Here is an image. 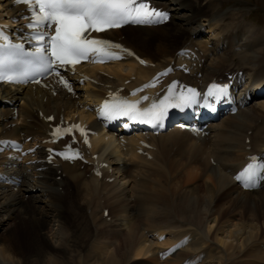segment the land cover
Segmentation results:
<instances>
[{
	"label": "bare ground",
	"instance_id": "6f19581e",
	"mask_svg": "<svg viewBox=\"0 0 264 264\" xmlns=\"http://www.w3.org/2000/svg\"><path fill=\"white\" fill-rule=\"evenodd\" d=\"M223 1L154 0L173 13L174 25L172 31L160 27L154 47L146 43L156 28L107 32L149 66L132 59L82 66L66 74L71 91L56 79L43 86H0V140L32 137L27 146L39 145L38 156L19 164L22 184H0V264H264V187L245 191L233 180L250 154L264 160V97L256 96L264 90V34L240 18L226 23L232 15L242 19L245 9L223 11ZM23 8L15 0H0V22L16 31L23 25ZM182 48L191 50L186 62L192 73L179 72L184 81L207 84L233 75L234 84L244 85L241 91L253 97L250 105L212 123L208 135H134L123 142L101 132L88 108L119 86L131 88L150 78ZM70 120L97 131L89 163L51 165L43 142L52 125ZM143 140L152 147L143 146ZM5 160L0 154V169ZM94 164L102 166V178L92 174ZM182 190L187 193L176 200ZM16 229L29 258L15 250ZM34 236L48 246L40 260L30 258L36 254Z\"/></svg>",
	"mask_w": 264,
	"mask_h": 264
},
{
	"label": "snow or ice",
	"instance_id": "6c2138e0",
	"mask_svg": "<svg viewBox=\"0 0 264 264\" xmlns=\"http://www.w3.org/2000/svg\"><path fill=\"white\" fill-rule=\"evenodd\" d=\"M16 3H23L30 13L25 17L30 23L27 27L33 30L30 37L34 40L37 49L36 55L40 59V64L35 71L43 72L45 70L55 71L54 62L61 66L73 65L79 63L82 59H87L90 55L96 54L102 61L104 59H120L118 53L110 51L111 48H120V45L112 44L109 41L88 39L86 33L90 31L103 32L110 28L122 27L125 24H152L166 18V13H162L156 9H150L137 0H16ZM54 27L55 35H47L48 29ZM45 29L41 31L40 29ZM0 41L6 44L0 47H10L17 50L22 49V45H13L4 31V26H0ZM45 41L51 49V57L44 55ZM127 51V50H123ZM131 55L132 53H128ZM16 61L11 55L0 57V81L10 83H22L33 75L32 65H28L26 70L22 72H13L12 65ZM140 63H145L143 60ZM166 74V73H162ZM57 75H59L57 73ZM62 82L69 91L72 90L71 85L63 80ZM154 85H145V87ZM175 83L169 88V93L159 103H153L151 107L146 109L138 108L141 101L129 102L122 101L120 104H109L105 102L104 110L111 116L117 113L130 115L141 118L142 122H159L162 121L169 107L184 108L192 103H198L196 99L199 93L195 89H187L188 95L183 92L174 95L172 89ZM216 92L209 91V95L223 97L228 94L227 86L213 85ZM135 95V93H133ZM143 100H148L145 96ZM49 119H52L49 117ZM75 127V126H74ZM72 129H65L64 132H70ZM83 132V129H81ZM61 129L57 128L54 136H58ZM85 139V143H87ZM34 151V150H32ZM64 155V153H60ZM65 159L70 157L64 155ZM255 160L256 158H252ZM264 174V165L249 164L248 167L237 176L246 187H250L255 183L256 178Z\"/></svg>",
	"mask_w": 264,
	"mask_h": 264
},
{
	"label": "rangeland",
	"instance_id": "374dc122",
	"mask_svg": "<svg viewBox=\"0 0 264 264\" xmlns=\"http://www.w3.org/2000/svg\"><path fill=\"white\" fill-rule=\"evenodd\" d=\"M238 7L240 9H245L243 11L244 15L242 16V19H241V17H234L233 15L229 16L227 14L229 17L226 18L225 22L226 23H232V22H234L236 20V18L237 19L240 18V20L244 21V23L247 24V26H249V25L254 26L258 30L262 31L263 34H264V0H224L223 3H222V6H221L223 11H229L232 8H238ZM230 12H232V11H230ZM238 16H239V14H238ZM169 24H170V22L168 23V25L166 24V25H163V26H159L156 29H154L153 31L152 30L150 31L153 34V36L151 37L150 35H147V38H148L147 42L149 44L148 43H146V44H147L148 47H149V45L151 46V42L150 41H152V45H153L151 47H154V44H155L156 40L158 39V37L160 36V33H161V32H157V31L162 30L160 27L164 28V27L169 26V28L166 29L167 31H169V30L172 31L174 29L173 25L171 26V24L170 25ZM129 31L121 32V33L126 34ZM181 38L182 37L178 38V41H180ZM144 41H146V40H144ZM201 181L202 180H200V179L197 180L196 184H198V185L202 184ZM184 193H187V192H184V190H182L181 191V195L180 194L176 195L174 193H172V195H174V196L176 195L174 197L176 199V198H179L180 196L183 197ZM25 195H28V193L25 194ZM25 195H24V197H25ZM198 195H199V197H198L199 201H202V205L206 204V203H204L205 200L203 198V197H205V193L201 191V192H199ZM29 200H31V198H29L27 200L25 199V201H29ZM176 200L174 202L175 204H177ZM19 204H18V208H20V206L22 205V202L19 203ZM203 207H204L203 210L205 211L206 207L205 206H203ZM73 216H75V214H73ZM239 217H240V215H239ZM237 220H234V221H237ZM30 222H29V225L31 226L32 222L31 223ZM31 227L33 228V226H31ZM15 233H16V235H15ZM19 233H20L19 229H16L14 231V233H13L12 239L14 241V247H15L16 252L19 255H20L21 252L24 251L25 258H27L31 254L29 252L30 249H29V247H27V245L22 244L21 242H19V240H18L20 238V234ZM34 240L33 241L35 243L33 244L34 245L33 250H34V253H36V254H32V256L30 258L35 257V258H38L40 260L41 257H42V255H41L42 249H46V248H48V246L46 245V243L43 240H41L40 238H37V236H34ZM61 254H62V252H60L59 255H61ZM173 264H175V263H173Z\"/></svg>",
	"mask_w": 264,
	"mask_h": 264
}]
</instances>
